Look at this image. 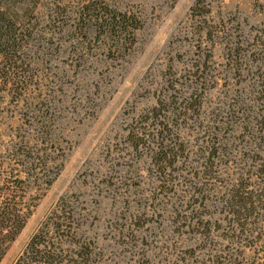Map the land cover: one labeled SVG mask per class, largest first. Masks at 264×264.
<instances>
[{"label":"trees","instance_id":"16d2710c","mask_svg":"<svg viewBox=\"0 0 264 264\" xmlns=\"http://www.w3.org/2000/svg\"><path fill=\"white\" fill-rule=\"evenodd\" d=\"M190 13L201 55L184 81L167 80L126 137L135 155L148 158L154 191L174 190L179 173L181 186L193 191L177 205L180 210L173 208L170 224L172 236L193 234V244L175 252L176 241L162 243L156 234L154 248L159 262L174 257L177 264H264V256L245 259L230 245L218 253L212 243L218 228L235 246L264 240V37H246L238 25L223 20L210 22L205 0H195ZM142 26L138 12L112 0H0V119L18 116L15 126L0 124V262L63 166L55 98L40 66L60 49L75 60L91 51L122 60ZM216 50L224 61V94L208 109V92L217 79L207 63ZM183 84L186 89L179 88ZM208 186L214 187L212 199ZM194 196L199 202L190 205ZM205 198L223 214L224 227L202 217ZM81 203L74 193L60 196L11 264H104L102 250L85 232ZM147 252H136L135 264H150Z\"/></svg>","mask_w":264,"mask_h":264},{"label":"rangeland","instance_id":"374dc122","mask_svg":"<svg viewBox=\"0 0 264 264\" xmlns=\"http://www.w3.org/2000/svg\"><path fill=\"white\" fill-rule=\"evenodd\" d=\"M112 1L138 12L143 20L136 44L124 59L112 60L91 51L82 60H75L69 50L60 49L39 68L48 94L55 98V133L64 152L63 166L0 264L14 261L57 199L70 193L79 195L87 214L85 232L102 250L104 264H135L140 258L135 253L141 249L148 250L150 264H177L174 257L158 261L153 242V238L158 239L156 234L162 235V243L166 238L176 241L175 252L193 244V234L172 236L170 231L173 208L193 191L181 186V173L175 189L167 195L154 191L156 182L148 158L135 155L126 137L138 116L155 104L167 80L184 81L190 65L201 55L195 43V19L190 13L195 0ZM205 3L210 8V22L223 20L228 25H238L246 37H264V0ZM223 62L216 50L207 63L212 80L217 79L208 92V109L223 98ZM183 85L177 87L186 89ZM17 118L16 114L12 120L2 118L0 124L3 128L9 123L15 126ZM195 165L192 162L191 166ZM183 173L186 179L191 177ZM213 188L208 192L211 199ZM218 190L220 187L215 188V192ZM211 199L206 202L205 198L199 211L203 218H215L224 227L223 214L211 205ZM198 202L194 196L189 204ZM221 233V228L212 232L213 247L218 253L230 245L241 250L245 259L264 256L263 239L255 245L235 246L228 244Z\"/></svg>","mask_w":264,"mask_h":264}]
</instances>
